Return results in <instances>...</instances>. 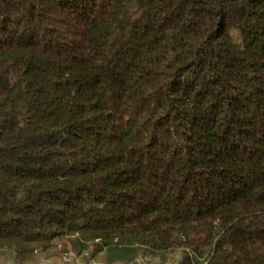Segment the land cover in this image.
<instances>
[{
  "label": "trees",
  "instance_id": "trees-1",
  "mask_svg": "<svg viewBox=\"0 0 264 264\" xmlns=\"http://www.w3.org/2000/svg\"><path fill=\"white\" fill-rule=\"evenodd\" d=\"M264 264V0H0V256Z\"/></svg>",
  "mask_w": 264,
  "mask_h": 264
},
{
  "label": "rangeland",
  "instance_id": "rangeland-1",
  "mask_svg": "<svg viewBox=\"0 0 264 264\" xmlns=\"http://www.w3.org/2000/svg\"><path fill=\"white\" fill-rule=\"evenodd\" d=\"M32 257L37 259H47L50 262L63 263V264H94V262L100 261L103 264L104 254L103 257L99 254L92 255L89 251H75L67 238L59 237L53 240L51 247L46 250L39 251L34 250L32 252ZM181 256V250H171L168 251L163 256H138L136 259L129 263H121V264H137L140 258L139 264H174L176 263ZM13 258L12 256L2 255L0 256V264H12L8 259ZM37 258V259H36ZM8 261V262H7Z\"/></svg>",
  "mask_w": 264,
  "mask_h": 264
},
{
  "label": "crops",
  "instance_id": "crops-1",
  "mask_svg": "<svg viewBox=\"0 0 264 264\" xmlns=\"http://www.w3.org/2000/svg\"><path fill=\"white\" fill-rule=\"evenodd\" d=\"M98 254L101 256V258L103 257L102 256L103 253H98ZM31 257H32V255H29L26 258L22 259V260H16L14 258H9L8 260L10 262H12V264H55L54 262H50L47 259H43V258L42 259H37L36 258L37 260H35V257H33V258H31ZM57 264H60V263H57ZM61 264H63V263H61ZM103 264H106V263L103 262Z\"/></svg>",
  "mask_w": 264,
  "mask_h": 264
},
{
  "label": "built area",
  "instance_id": "built-area-1",
  "mask_svg": "<svg viewBox=\"0 0 264 264\" xmlns=\"http://www.w3.org/2000/svg\"><path fill=\"white\" fill-rule=\"evenodd\" d=\"M137 260H139L138 262H137V264H139V262H140V258H138ZM94 264H102L100 261H97V262H94Z\"/></svg>",
  "mask_w": 264,
  "mask_h": 264
}]
</instances>
